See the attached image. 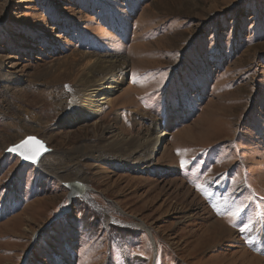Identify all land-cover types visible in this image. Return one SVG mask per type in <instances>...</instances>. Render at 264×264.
<instances>
[{
    "label": "rangeland",
    "instance_id": "rangeland-1",
    "mask_svg": "<svg viewBox=\"0 0 264 264\" xmlns=\"http://www.w3.org/2000/svg\"><path fill=\"white\" fill-rule=\"evenodd\" d=\"M83 53L131 71L79 122L67 78ZM117 114L130 141L159 119L155 163L107 144ZM27 131L47 149L33 164L3 149ZM74 162L87 190L70 204L54 172ZM244 259L264 264V0H0V264Z\"/></svg>",
    "mask_w": 264,
    "mask_h": 264
},
{
    "label": "bare ground",
    "instance_id": "bare-ground-1",
    "mask_svg": "<svg viewBox=\"0 0 264 264\" xmlns=\"http://www.w3.org/2000/svg\"><path fill=\"white\" fill-rule=\"evenodd\" d=\"M80 59H81L80 60L81 65L79 66L78 70L75 71V73L72 76H69L67 78L69 79L68 80L70 82L69 84L72 85L71 89L73 91V94L70 96L71 99L69 100L68 105L66 104L67 105L66 111L75 110V112L77 113V121L82 122L85 120H90V118L96 117L103 111V109L106 106L112 105L113 103L112 97L114 96V94L118 92L124 84H127V78L131 71V61L129 58L122 55L97 56L88 53H83ZM13 66L14 65L11 64L9 68H12ZM6 73L9 74V72ZM137 115L139 116V114ZM143 115L142 118L144 117ZM147 120H148V124L144 128V133L142 138L139 139V141L131 140L133 142L131 143L130 139L122 136L120 130L116 127L117 124L121 125L122 123L120 115L117 114L114 122L109 123L104 128V136L107 141V144L109 146L112 147L115 146L118 149H120L121 150L120 152H122L121 154L124 153L125 155H128L134 164H137L136 162H141V161H146V163H149V165L155 163L154 162L155 156L156 155L162 156L164 150L168 148L166 147V145L168 144L167 143L168 140L166 138L168 134L165 132L163 133L159 132L160 121L157 117L148 116ZM61 123L62 124L60 125H65V126H70L74 124V122L70 119L68 120L66 119ZM31 135L34 134L30 131H27L24 134H22V136L19 139H17L13 143H10V145L4 146L3 149L5 150L6 147L8 146L11 145L14 146L16 144H19L22 141V139L24 140L27 137H32ZM43 145L44 147H46L45 144ZM128 146L131 147L129 149H126ZM46 151L47 149L45 150V152ZM47 155H44L42 158L39 159V161L41 162L40 164L44 166V169L45 170L48 169L47 171H49V169L51 168L48 162H46L47 161L46 159H48ZM82 156H84V154H82L80 157ZM76 163L75 162L72 163L74 165L72 166L70 165L71 167L68 169L66 168L58 169L56 170L57 172H54L56 175L55 177L63 181L65 187L69 190L67 199L70 204L73 201V199H75L76 196H78V194L80 193V191H82V189H84V191L87 190V186L85 184L87 183V174L82 169H80L81 167L80 168L78 167L79 163H77V165ZM135 167H139V165ZM79 182H81L82 185L79 186V184H77ZM144 228L147 231V233L150 234L149 229L146 228L145 226ZM219 230L223 232V228L221 225L219 226ZM227 231L230 233L231 236H233L232 240H234V242L235 241L240 242V240L236 238V236L233 234V232L230 229ZM35 235L36 233L33 234V236ZM152 243L154 245L153 240ZM245 253H243L241 257L249 258L250 256L249 255L247 256V254ZM237 257L239 258V256ZM242 261L243 262L241 264H248L250 262V259L249 262L247 261V259H244Z\"/></svg>",
    "mask_w": 264,
    "mask_h": 264
},
{
    "label": "snow or ice",
    "instance_id": "snow-or-ice-1",
    "mask_svg": "<svg viewBox=\"0 0 264 264\" xmlns=\"http://www.w3.org/2000/svg\"><path fill=\"white\" fill-rule=\"evenodd\" d=\"M46 149L44 148L43 143L35 137H27L26 139L22 140L19 144L11 146L7 149L10 153H16L21 156L24 160H30L33 163L36 162L37 158L41 155L43 151ZM179 154V151H178ZM181 164H184V161H181ZM239 209L235 210L234 212L230 213L233 216L240 215ZM250 227V223H244L243 227L240 229L241 231L247 230Z\"/></svg>",
    "mask_w": 264,
    "mask_h": 264
},
{
    "label": "water",
    "instance_id": "water-1",
    "mask_svg": "<svg viewBox=\"0 0 264 264\" xmlns=\"http://www.w3.org/2000/svg\"><path fill=\"white\" fill-rule=\"evenodd\" d=\"M44 148H45V147H44ZM44 153H45V151H43V152L41 153V155H43ZM12 154H15V155H17V156L20 158V160H21L22 164H25V163H31V164H33V162H32V161H30V160H24V159H22V158H21V156H19V155H18V154H16V153H12ZM41 155H40V156H41ZM40 156H39V157H40ZM39 157H38V158H39ZM38 158H37V159H38ZM36 161H37V160H36Z\"/></svg>",
    "mask_w": 264,
    "mask_h": 264
}]
</instances>
